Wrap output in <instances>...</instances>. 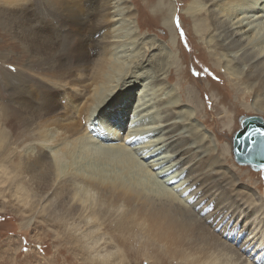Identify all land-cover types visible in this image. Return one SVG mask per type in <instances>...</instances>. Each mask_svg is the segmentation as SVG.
<instances>
[{"label": "bare ground", "instance_id": "6f19581e", "mask_svg": "<svg viewBox=\"0 0 264 264\" xmlns=\"http://www.w3.org/2000/svg\"><path fill=\"white\" fill-rule=\"evenodd\" d=\"M167 1L159 5V25L168 47L139 34L129 0H65L76 20L59 29L62 40L53 29L39 44L30 35L34 0H0V49L8 47L4 53L16 65L22 56L26 66L1 78L15 100L2 105L0 127L15 129L17 118L25 125L14 137L25 145L10 197L63 228L85 264H123L108 246L93 255L91 217L104 206L124 210L197 264H264V204L233 178L215 135L200 125V91L182 87V68L170 52L179 39ZM180 14L211 67L234 94L247 96L246 113L263 120L264 0H190ZM66 38L71 49L63 47ZM33 98L43 103L33 107ZM101 110L107 122L94 119ZM219 113L233 160L257 169L234 154L246 117ZM3 140L13 142L0 128ZM81 225L86 229L78 233ZM184 230L190 232L179 240Z\"/></svg>", "mask_w": 264, "mask_h": 264}, {"label": "rangeland", "instance_id": "374dc122", "mask_svg": "<svg viewBox=\"0 0 264 264\" xmlns=\"http://www.w3.org/2000/svg\"><path fill=\"white\" fill-rule=\"evenodd\" d=\"M129 1L136 14L139 34L147 38H153L168 47V32L163 26L159 25V19H161L159 9L163 10L159 5H166L170 2L167 0ZM169 1L173 2L171 7L175 9L173 22L175 35L177 33L176 37L179 39V44L176 43V47L169 51L172 54L173 52L176 53L177 59L175 61L182 68L180 71L183 78L181 80L182 87L198 93L200 91L198 101L201 104L203 103L200 111L205 118L199 119L201 121V124H199L202 125L203 123L206 130L215 135L217 149L220 151V148H223L225 156L222 157V160H224L226 169L232 174L233 178L241 186L253 193L255 192L264 204V169L255 170L250 166L237 165L230 153V134H226L224 128L221 127L222 117L225 114L219 112L223 110L230 118L253 116L252 113H246L245 110V106L249 104V99L242 92L237 95L234 94L233 89L227 85L216 68L211 67L208 54L198 45L196 38L192 34L189 36L186 32L191 23L187 21L189 19L180 14V11L186 7L190 0ZM182 22L186 27L185 29L182 28ZM177 23H179V27ZM3 31L0 32L1 35ZM55 31L59 33L58 37L62 40L65 36L63 34L64 29L61 31L56 29ZM181 31L183 36H181ZM1 43L4 44V42ZM3 48L0 49V57H5L1 58L4 61L0 59V84L3 82L1 79L3 78V72L12 71L14 73L15 68L26 69L25 59L22 56L19 57L21 63L16 65L4 53L8 50V47ZM19 52V47L16 46L15 53L19 54ZM14 58L12 55L11 59L14 60ZM171 83L175 84L176 79H172ZM22 87L20 84L18 89H22ZM12 88L4 89L0 87V112L5 102L10 105L15 100L8 97V94L14 90ZM183 91L185 92L184 89ZM210 94L215 95V98H213L215 102L212 101ZM223 97L226 98L225 101H223ZM13 110L17 109L13 108ZM17 119L13 121L14 126L16 125L15 129L9 125H4V123L0 127L6 133L7 139L10 137L15 142L11 144H8L5 140L0 142V166L4 167V170L0 168V264H85L86 261L82 260L73 242L66 240L63 228L57 223L46 221L38 210L29 206L22 207L10 197L13 186L20 182L19 163L23 158L22 149L25 145V142L14 141L15 135L19 132L22 133L25 127L24 123ZM2 171L5 172V176ZM17 197H21L20 192ZM102 208L99 213L93 211L91 217V223H95L94 230H96L98 241V245L92 249L93 255H95L94 249L100 251L102 246H108L111 248V252L121 256L123 264H197L195 259H188L181 254V251L175 245L173 246L169 241L170 245L166 243L164 240L167 239L161 237L159 233L150 232L147 230L148 228L139 226L131 215L126 214L124 210L120 209V211L119 208L113 206L107 207V209L105 206ZM77 229L79 231L77 232L80 233L86 229V226L82 227L81 225ZM189 232L190 230H184L182 234H179V240H182ZM165 244H167L166 247Z\"/></svg>", "mask_w": 264, "mask_h": 264}, {"label": "snow or ice", "instance_id": "6c2138e0", "mask_svg": "<svg viewBox=\"0 0 264 264\" xmlns=\"http://www.w3.org/2000/svg\"><path fill=\"white\" fill-rule=\"evenodd\" d=\"M65 0H34L36 15L32 22L30 35L33 38L34 44L46 42L53 37V29H60L65 25L70 26L75 20V15L71 10L63 7ZM179 27V23H177ZM181 36L183 32L181 31ZM73 42L71 39L63 41V47L71 49ZM0 87H3L0 84ZM43 103V98H33L30 104L33 107H39ZM95 120L107 122V117L104 116L103 110L99 111L94 117ZM27 251V249H25Z\"/></svg>", "mask_w": 264, "mask_h": 264}, {"label": "water", "instance_id": "95a60500", "mask_svg": "<svg viewBox=\"0 0 264 264\" xmlns=\"http://www.w3.org/2000/svg\"><path fill=\"white\" fill-rule=\"evenodd\" d=\"M233 143L235 158L239 164L254 165L258 167L255 170L264 169V121L261 118H244Z\"/></svg>", "mask_w": 264, "mask_h": 264}]
</instances>
